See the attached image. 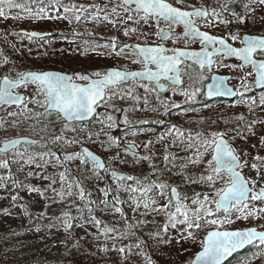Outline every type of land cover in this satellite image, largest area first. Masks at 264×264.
Masks as SVG:
<instances>
[{
    "label": "rangeland",
    "instance_id": "374dc122",
    "mask_svg": "<svg viewBox=\"0 0 264 264\" xmlns=\"http://www.w3.org/2000/svg\"><path fill=\"white\" fill-rule=\"evenodd\" d=\"M41 1L14 0L25 7L4 6L0 39L2 32L7 31V43L0 49V83L6 75L15 80L21 72L46 70L47 66H40V62L67 66L76 74H102L110 66H141L132 44L149 38L150 22L125 12L119 0H47L43 13H33L31 7L38 8ZM175 3L186 8L209 9L218 34L232 36L248 29L264 33V4L260 2L250 6L238 0H175ZM65 8L69 11L65 12ZM50 14L54 17L48 20ZM21 29L50 32L52 38L38 44L12 35V31ZM190 84L174 92L170 101L189 102ZM18 92L25 93L30 102L20 110H0V145L19 137L43 140V143L24 144L10 153H0V163L7 161V167H0L2 264H190L211 229L254 225L264 231L262 213L251 220L243 210L233 211L220 221L212 217L217 212L216 192L229 185V176L225 173L217 177L211 172L212 147L202 146L214 133H225L241 164L247 162L240 170L249 181H256L258 188L263 187L264 161L254 158L264 157L260 139L264 136V123H261L264 104L253 114L242 104L206 109L207 112L201 108L202 113L196 111L193 117L180 113L173 118L169 115L173 106L153 99L143 110H129L117 116L112 94L102 104L99 123L87 127L67 124L57 114L38 113L46 107L42 106L35 87ZM151 125L168 127L161 130ZM114 126L126 130L122 146L112 136L100 135ZM173 126L185 133L178 135ZM172 131L180 137L178 140L168 136ZM124 144H135L141 152L135 154ZM84 146L104 158L108 164L106 173H101L86 159L81 149ZM69 156L74 158L68 159ZM190 158L198 159L199 163H190ZM253 163L260 169L259 174L251 167ZM113 171L126 173L131 179L119 181ZM209 174L215 180L211 186L200 181L201 176ZM192 180L200 182L192 183ZM158 184L167 187L160 189ZM173 186L181 192L182 205L189 209V220L194 218L191 210L199 207L192 204L197 193L201 201L205 195L209 197L204 205L213 214L207 216L201 211L204 220L199 221V228L189 229L180 223L183 216L179 213L175 221L170 219L177 204H181L171 198ZM260 208H264V202L251 212L256 214ZM65 219H70L71 227L63 225ZM205 220H217V224ZM188 232L192 237L186 239ZM255 257L257 260L248 264H264V245L255 251Z\"/></svg>",
    "mask_w": 264,
    "mask_h": 264
},
{
    "label": "snow or ice",
    "instance_id": "6c2138e0",
    "mask_svg": "<svg viewBox=\"0 0 264 264\" xmlns=\"http://www.w3.org/2000/svg\"><path fill=\"white\" fill-rule=\"evenodd\" d=\"M178 2H180V0H178ZM259 2L264 4V0H259ZM130 4L135 5V11L138 15L140 12H143L142 19H144L145 22H147L149 18L155 17L163 18L165 21L169 22L170 26L173 23H183L185 25L186 33L193 36H199L201 38L202 44L219 43L221 45V49H217L216 51H222L226 56H235L243 61V63L239 65L241 69H243L245 65H252L257 73L256 83L264 85V61L258 62L257 60L253 59V55L258 49L264 53V36L244 38L242 40L244 46L241 48H235L227 45L224 39L211 36L206 32H199V30L193 26V21L191 19L192 17H207L210 15L208 12L204 11L203 8L191 12L183 11L180 8L174 7L172 4L166 2V0H123L120 7L124 8L125 12H128L130 9L127 7V5ZM4 6L9 8L25 7L24 5L14 3V0H0V16L5 15ZM73 7H75V5H73ZM26 10L30 11L31 9L26 8ZM64 11L68 12L69 9L65 8ZM112 11L115 12L116 9L113 8ZM39 12L43 13L44 8L41 7ZM216 15L218 16L219 13H216ZM79 19L80 16L77 15L76 20L79 21ZM105 19H107V17H105ZM128 19L131 20L132 17L129 16ZM221 22L223 23L224 21ZM241 22H243V19H241ZM132 31H135V29H132ZM124 34L128 35V31H125ZM25 35H28L29 38H31L32 36L37 35V33H26ZM157 35H159L162 40L168 38L167 33L158 32ZM231 39H238V35H232ZM124 47H128V45H125ZM113 49L115 50V44H113ZM140 52L143 54V58L146 62L145 71L143 72L126 73L120 71H111L106 72L102 77L99 72H95L92 75L99 78L94 80L91 79L89 75L79 73L75 74L73 77L60 75L54 72H21L18 74L20 79L17 81H9L7 78H5V86L0 88V101L9 104L22 103L23 101L21 96L13 95L11 89L19 86L20 84L27 85L28 83H32L37 86V92L44 97L45 104L42 106L48 109H55L56 111L63 113L65 116L70 118L83 119L88 114H91L95 111L94 105H96L99 100L104 98L105 89L109 85H115L117 82L125 80L129 76H145L147 79L152 81H159L161 77H166L172 79L175 83H179V68L177 65L181 63V57H196L197 63H199L200 67L203 68L205 63H212L211 55L213 54L208 53L207 51L188 53L185 51L174 50V54L168 56L164 54L165 49L162 46L141 48ZM117 55H119V53H117ZM148 63L155 64L158 70L156 72H152L147 68ZM169 73H175V75L173 77H168ZM248 75H251V73ZM76 80L86 81L87 83L85 85H81L76 83ZM212 94L213 92L210 89L209 95ZM217 94H221L219 92V86L217 87ZM192 95L194 96L195 93ZM253 103H255V101H253ZM260 103L264 104V97L261 98ZM108 119L111 120L112 117L109 116ZM239 119L242 120L243 117H240ZM253 123H256V121H253ZM261 123H264V121H261ZM249 127L251 130V126ZM181 135H183L182 132ZM224 135L225 133H214L213 138L210 141H204L202 146L206 145L207 147H212L214 154L212 160L209 161L211 172L217 177L221 176V173L225 172L229 175V185L216 192V195L219 197V199L214 201L217 210H223L227 213L230 209L238 208V205L241 204L244 208H248L247 202L249 200L264 202V187H260L257 190L258 186L256 181L246 180L245 177L241 175V172L237 171V169L246 165L247 162L245 161L244 165L241 164L239 155L236 154V150L232 148L224 139ZM57 139H59V137H57ZM260 139L261 144L264 145V136H262ZM17 143H19V141L7 142L4 145L3 150L15 148ZM207 147L205 150H207ZM87 155L91 156L92 154L89 152ZM197 155H199V150H197ZM73 158L74 156L68 157V159ZM167 159L168 157H165V160ZM254 159L258 161H264V157L260 156H256ZM213 162L215 165L214 167L212 166ZM190 163H199V160L190 158ZM99 166L103 167V164H99ZM0 167H7V161L0 163ZM251 167L259 174L260 169L256 163H253ZM213 174L201 176L200 181L206 182L210 186L213 185L215 183ZM61 178L63 179V174H61ZM2 179L3 177H0V180ZM45 179H47V177H45ZM120 179H123V177H120ZM128 179H131V177H128ZM186 179L188 178L186 177ZM200 181L192 180L191 182L197 183ZM249 184H251V187H249ZM157 187L164 189L167 187V185L158 184ZM32 190L39 191V189L35 188ZM172 192L175 193L176 189L173 188ZM70 194L71 193L69 192V195ZM161 195H163V192H161ZM81 198H83V190H81ZM13 199L15 200L16 197H13ZM208 199L209 197L205 195L203 197V201H201L200 194L197 193L196 199L192 200V204H199V207L197 209L191 210L194 217L192 220H189V209L184 207L182 204H177L176 212L171 214L170 219L175 221L176 214L179 213L183 216V219L179 221L180 223L186 224L187 228L189 229L193 227L199 228V221L204 220V216L200 214L201 211H203L207 216H211L213 214L211 209L205 208L204 202L208 201ZM164 207L166 208L167 205ZM257 211L264 214V208H260ZM251 214V212L248 213V215ZM65 216H67V213ZM205 222L217 224V220H205ZM96 223L99 224L100 222L97 220ZM172 226L175 227V222L172 223ZM66 227H71V224L69 223L66 225ZM164 231H167V226H165ZM190 237H192V233L188 232V236L185 238L187 239ZM257 239L259 240L260 244L264 245V232H257L255 228L234 232H209L207 240L204 242V250L196 257V260L203 261L204 264H221V260L226 254H229L237 248L243 247L245 244H250L253 242V240ZM120 251L123 252L124 249L121 248Z\"/></svg>",
    "mask_w": 264,
    "mask_h": 264
},
{
    "label": "flooded vegetation",
    "instance_id": "af4514ba",
    "mask_svg": "<svg viewBox=\"0 0 264 264\" xmlns=\"http://www.w3.org/2000/svg\"><path fill=\"white\" fill-rule=\"evenodd\" d=\"M166 2L172 4L174 7L180 8L183 11L191 12V11L201 9V8L208 10V13L210 14L208 18H203L201 16H194L191 18L193 21V26L196 29H199L202 32H206L211 36L225 39L227 43L232 47H235V48L243 47L244 45L242 43V40L244 38L264 36V33L259 34V33L254 32L253 30L248 29L245 32L234 33L233 35H238V39L232 40L231 36H224V35L218 34V32L216 31V26L212 25L213 13L209 9L204 8V7L186 8V7L180 6L179 4L175 3V0H166ZM47 6H48L47 0H42L40 4L38 5V8L40 9L41 7L44 8ZM38 8L36 6L31 7L33 13L39 12ZM127 13L135 17H140V18L143 17V13H139L138 15L132 9H130V11H128ZM53 17H54V14H50V16L47 17V19L50 20ZM147 21L150 22L149 38L145 42H141V43L137 42L138 44L146 45L149 47L162 46L165 49L164 54L168 56L173 55L174 50L185 51L188 53L207 51L208 53H213L212 54L213 56L211 55L212 63L211 64L206 63L207 65L201 68L197 63L190 61L189 59H185V57L181 58V63L177 65V67L179 68L180 78L182 79L181 86L173 85V80L170 78H166V77H161L159 81H142L140 79H136V80L130 81L129 83H121L120 85L107 90L105 100L98 106V112L96 114V117L97 115L99 116L101 113V109L103 107L102 104L105 101H109L112 94L113 96L111 99L114 103V114L117 116H123V114H125L129 110H134V111L143 110L147 106H149L150 103L154 101L153 99L165 105L169 104L170 106H173L174 108L169 113V115L172 116L173 118H177L178 116H180V113L189 114L191 117H193L195 116V114H197L196 111H200L202 113L201 108L204 109V112H207L206 109L210 111V110H215L217 108L237 107L239 105L245 104L244 106L247 107L248 112L250 114H253L254 112H257L261 109L263 104H261L260 101H261V98L264 97V88H261L258 85V83H256L257 74H256V70L252 67V65H245L244 68L241 69L239 65H241L243 61H241L235 56L228 57L226 55H218L220 51H216V50L221 49V45L219 43L202 44L201 38L199 36H193V35L186 33L185 25L183 23H173L170 26L169 22L165 21L163 18H155V17L149 18ZM20 31H28V30L21 29L19 31H12V35L22 36L26 39H31L32 41L38 44L43 43L52 38V33L50 32H42L47 35L41 39H38V38H32V37L29 38L28 35L20 34L19 33ZM28 32H35V30H31ZM38 32H41V31H38ZM158 32L167 33L168 38L162 40L161 37L157 35ZM6 43H7V31H4L2 32L1 39H0V49L1 50L4 49L3 47H5ZM134 44L136 43H133L132 45ZM132 49H133V53H135L137 57L140 58L141 66H110L101 74V77L109 69H121L127 72L145 71L146 62L139 56L138 52L133 47ZM186 57L191 58L190 56H186ZM193 58H196V57H193ZM253 59L257 60L258 62L264 61V53H262L261 51H257L253 55ZM39 65L47 66L46 70H43L40 72L58 71V72L70 74L73 77L76 74V73H71L70 70L67 68V66H49V63H41V62L39 63ZM232 66H235V67H232ZM61 68H64V70H62ZM147 68L152 69L154 68V66L152 63H148ZM249 73H251V75H248ZM85 74L89 75L91 78H94V79L99 78L89 73H85ZM174 75L175 73H169L168 77H173ZM217 76L220 77V81L218 85L214 88V90L212 91L213 92L212 95H216V97H214L213 99H209L207 96L208 85L212 84L214 81V78H216ZM5 77H9V76L6 75ZM16 78L19 79L18 76L15 77V80H17ZM75 82L81 83V84L87 83L86 81H79V80H76ZM190 82L192 83L190 84ZM189 84L192 90V94L195 93L194 96L188 95L190 98L189 102L185 104L184 103L178 104L177 102L172 103L170 100L174 92L178 90L186 89V87H188ZM218 86H219V92L221 94H217ZM28 87H35L37 90L36 85H27L25 87L20 88L18 91H21L22 89L28 88ZM18 91L17 93H20ZM232 94H234L235 97L233 98L230 97ZM38 95H39V99L43 102V104H45L43 95H41L40 93H38ZM253 101H255V103H253ZM28 102L30 101L28 100L27 95H26V104ZM23 107L5 106L3 108H0V110H3V109L20 110ZM40 112H44L46 114H53V115L57 114L60 118H62L58 113L46 112V108L43 111L42 110L38 111V113ZM85 124H89V123H85ZM85 124H76V125L83 126ZM151 127L164 130L166 129V127H168V125H164L161 127L151 125ZM136 128H139V126H137ZM174 129L178 135H181L180 127L176 126ZM118 130L123 132L122 140L118 141L119 145L122 146L123 141H124V133L126 132V130L125 129H118ZM184 133L185 131L183 132V134ZM168 136H170L171 139L176 138L178 140L180 138L177 135L175 136L173 134V131L172 133L169 132ZM168 138H166V141H170ZM38 141H39L38 144L43 143V140H38ZM130 145H134L137 151H133L132 149H130L129 148ZM124 147L126 149L131 150L135 154H139L141 152L140 148L135 144H124ZM123 174H126V173H123ZM221 174H225V173H221ZM127 179H128V175L126 179L119 180V181L124 182V181H127ZM148 193L149 191H147L146 194ZM247 203H248V208H244L243 205H240L238 206V208L230 209L227 213L221 210H217V212L212 217H214L215 219L217 214H219L221 218L226 219L229 213L240 209V210L245 211V214L248 217L247 219L251 220L255 217V215L260 214L258 211L256 214L254 212H251V209L254 208L256 205L261 204L263 202L249 200ZM250 212L252 214L248 215V213ZM253 227L257 228L259 231H262L254 225H248L245 228H241V229H231L228 226H224L222 228H214V229L246 230V229L253 228ZM214 229H211V230H214ZM204 238L202 241L203 247H204ZM262 246L263 245L260 244L258 241L254 243L253 245H251L250 247H247L246 249H244L242 252L235 254L225 264H248L249 262H254L257 260V258L255 257V251L260 250ZM203 247L199 251H201ZM194 258L192 259V261L190 260L191 262L190 264H192Z\"/></svg>",
    "mask_w": 264,
    "mask_h": 264
},
{
    "label": "water",
    "instance_id": "95a60500",
    "mask_svg": "<svg viewBox=\"0 0 264 264\" xmlns=\"http://www.w3.org/2000/svg\"><path fill=\"white\" fill-rule=\"evenodd\" d=\"M119 1L123 2V0H119ZM127 7L130 8V9H132L133 11H135V5H134V4L127 5ZM203 10L206 11V12H208V10H206V9H203ZM135 12H136V11H135ZM140 13H143V12H140ZM201 17H203V18H208V16H207V17L201 16ZM198 30H199V29H198ZM199 31H200V30H199ZM200 32H202V31H200ZM19 33H20V34H26V33H27V34H30V33H33V32L20 31ZM35 33H37V35L32 36V38H38V39H41V38H43V37H45V36L47 35V34H45V33L38 32V31H35ZM224 40H225V39H224ZM225 43H226L227 45H229V44L227 43L226 40H225ZM132 47L138 52L139 56L144 60V58H143V54L140 52V49H141V48H146V47H149V46H146V45H142V44H138V43H136V44L132 45ZM231 47H232V46H231ZM257 51H261V50L258 49ZM218 55H225V54H224L222 51H220ZM212 56H213V55H212ZM228 57H229V56H228ZM181 58H183V57H181ZM181 58H180V59H181ZM185 59H189L190 61H193V62L197 63V58H193V57H191V58H187V57H185ZM144 61H145V60H144ZM197 64L199 65V63H197ZM205 65H207V64L205 63ZM205 65H204V66H205ZM248 65H250V64H248ZM147 66H148V64H147ZM153 66H154V68H152V69L148 68V69H150L152 72H156V71L158 70V69H157V66H156L155 64H153ZM199 66H200V65H199ZM111 71H120V72H126V73L143 72V71H132V72H127V71H124V70H121V69H109L107 72H111ZM47 72H54V73H57V74H60V75L72 76V75H70V74H66V73H62V72H58V71H47ZM26 73H27V72H26ZM256 74H257V73H256ZM5 78H7L9 81H16V80H11L9 77H5ZM5 78H4L3 81L1 82V85H0L1 87H0V88H3V87L5 86V85H4V80H5ZM19 79H20V77H19ZM91 79L94 80V78H91ZM136 79H140V80H142V81H152V80L147 79L145 76H137V77H131V76H129L127 79L122 80V81H119V82H117L115 85H109V86L105 89L104 98H103L102 100H99V101L97 102V104L94 105L95 111H94L93 113H91V114H88V115H87L86 117H84L83 119H75V118L67 117V116H65L63 113H60V112L56 111L55 109H48V108H46V112H54V113H58V114L62 117V119H63L64 121H66L68 124H75V123L83 124V123H89V122L93 121V119L95 118V116H96V114H97V112H98V106H99V105L105 100L107 90H109V89H111V88H113V87H116V86L120 85L121 83H129L130 81H132V80H136ZM160 79H161V78H160ZM160 79H159V80H160ZM17 80H18V79H17ZM219 81H220V77L217 76L216 78H214L213 83L210 84V85H208L207 96H208L209 99H213L214 97H216V95H209V91H210V89L213 91L214 88L218 85ZM78 84H81V83H78ZM27 85H35V84L28 83ZM27 85H25V84H20L19 86L14 87L13 89H11L13 95H19V96H21L22 101H23L22 103L9 104V103H4L3 101H0V108H3V107H5V106H9V107H22V106H24V105L26 104V95L23 94V93H17V91H18L20 88L25 87V86H27ZM81 85H85V84H81ZM173 85H178V86H181V85H182V79L180 78V73H179V83H175V82L173 81ZM258 85H259L261 88H264V85H261V84H258ZM230 97L233 98V97H235V95L232 94ZM224 139L227 141L226 138H224ZM9 141H19V143L16 144L15 148H10V149H8V150H3V149H4V145H5L7 142H9ZM38 142H39L38 140H34V139H32V138H29V137H19V138H14V139H11V140H8V141H5V142H3V143L0 145V153L7 154V153H10V152H12V151L18 149L19 147H21V146L24 145V144H37ZM227 142H228V141H227ZM228 144H229V142H228ZM229 145H230V144H229ZM230 146H231V145H230ZM231 147H232V146H231ZM129 148L132 149L133 151H137V149H136V147H135L134 145H130ZM81 149H82L83 154H84V156L86 157V159H87L92 165H94V166H95V167H96L101 173H105V172H106L108 166H107V163H106V161L104 160V158H103L102 156H100L99 154H97L95 151H93L92 149H90V148L87 147V146H84V147H82ZM89 152L92 154L91 156L87 155V153H89ZM240 162H241V160H240ZM99 164H103V167H100ZM237 171L241 172V175L244 176L246 180H248V179L246 178V176L244 175V173L240 170V168L237 169ZM225 173H226V172H225ZM226 174H227V173H226ZM113 175H114V177H115L117 180H124V179L127 178V175H126V174L120 173V172H118V171H114V172H113ZM227 175H228V174H227ZM120 177H123V179H120ZM249 187H251V184H249ZM173 188L176 189V192H175V193L172 192V189H173ZM259 188H260V187H259ZM259 188H257V190H258ZM170 193H171V198H172V200H173L174 202H176V203H181V202H182L181 194H180V191H179V189H178L177 187L173 186V187L171 188V192H170ZM218 199H219V198H218ZM241 205H242V204H241ZM238 206H240V205H238ZM221 211H223V210H221ZM69 223H70V219H65V220H63V225H64L65 227H66V225H68ZM253 228H254V227H253ZM249 229H250V228H249ZM255 229L257 230V232H262V231H259L257 228H255ZM246 230H247V229H246ZM212 231H221V232L228 231V232H234V231H245V230H219V229H214V230H211V231H209V232H212ZM209 232H208V233H209ZM208 233H207V235H206L205 238H204V242L207 240ZM258 241H259L258 239H257V240H253L252 243H250V244H245L243 247L237 248V249H235L234 251L230 252L229 254H226V255L223 257V259L221 260V264H225V263H226L228 260H230L235 254H237V253H239V252H242L244 249H246L247 247H250L251 245H253L254 243H256V242H258ZM203 250H204V247H203V249H202L201 251H199V252L196 254V256H195V258H194L192 264H204L203 261H197V260H196V257H197L200 253H202ZM0 264H2V263L0 262Z\"/></svg>",
    "mask_w": 264,
    "mask_h": 264
},
{
    "label": "trees",
    "instance_id": "16d2710c",
    "mask_svg": "<svg viewBox=\"0 0 264 264\" xmlns=\"http://www.w3.org/2000/svg\"><path fill=\"white\" fill-rule=\"evenodd\" d=\"M257 1H259V0H238V2H240V3H243L244 5L245 4H247V5H252V4H255ZM243 13V11H241V12H239L238 13V15H240V14H242ZM99 121H100V119L98 118V115H97V117L91 122V123H89V124H85V125H83V126H87V127H89V126H91V125H94V124H96V123H99ZM122 131H120V130H118V129H116V127L114 126V129L113 130H104V131H101L100 132V135L101 136H103V135H108V136H112L113 138H115L116 140H117V143L119 144V140H122V138H123V135H122ZM216 218L220 221L221 220V217H220V215L219 214H217V216H216ZM221 227H224V226H221Z\"/></svg>",
    "mask_w": 264,
    "mask_h": 264
}]
</instances>
